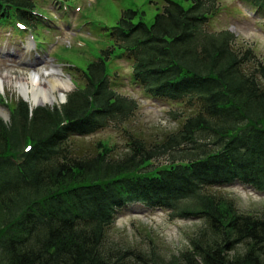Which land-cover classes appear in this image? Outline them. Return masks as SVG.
<instances>
[{
  "label": "trees",
  "instance_id": "obj_1",
  "mask_svg": "<svg viewBox=\"0 0 264 264\" xmlns=\"http://www.w3.org/2000/svg\"><path fill=\"white\" fill-rule=\"evenodd\" d=\"M164 1L151 23L128 9L105 28L111 44L78 68L84 85L64 105L19 100L10 122L0 119V264H118L133 252L114 254L108 231L135 205L204 222L182 264H264V213L210 192L247 186L264 195V59L230 30H210L213 0ZM244 1L264 18V0ZM37 11L36 0H0V23L36 32ZM117 60L131 63L134 84L168 104L180 127L155 143L130 136L122 158L102 142L78 155L73 137L139 110L115 89Z\"/></svg>",
  "mask_w": 264,
  "mask_h": 264
},
{
  "label": "rangeland",
  "instance_id": "obj_2",
  "mask_svg": "<svg viewBox=\"0 0 264 264\" xmlns=\"http://www.w3.org/2000/svg\"><path fill=\"white\" fill-rule=\"evenodd\" d=\"M36 1L40 14L36 32L26 28L17 34L11 25L0 23V79H5V88L0 90V108L7 113V122L11 108L22 98L13 87L14 81L40 73L43 74L42 86L46 87L51 77L45 74L57 66L71 92L75 87L73 82L84 85L78 68L87 70L111 44L106 27L114 26L122 12L128 9L142 12L146 22L151 23L164 4V0ZM175 1L184 6L191 3V0ZM250 7L244 0H213L211 11L215 17L209 27L211 31L231 29L239 46L252 47L257 56L264 59V18L253 15ZM32 33L39 44L34 45ZM109 67L110 74L116 72L120 76L116 91L134 98L139 110L123 125L110 124L93 135L73 137L72 144L78 155H94L96 146L102 142L114 146L113 157L122 158L129 151L130 136L155 143L179 129L180 122H172L167 117L171 109L168 104L149 98L141 87L132 83V67L118 60ZM210 192L229 196L245 213H264V195L250 187L236 186ZM4 215L0 206V227ZM203 226V221H171L165 211L135 205L117 216L108 231V245L119 256L133 252L124 255L118 264H182L181 254L191 249L192 237Z\"/></svg>",
  "mask_w": 264,
  "mask_h": 264
},
{
  "label": "bare ground",
  "instance_id": "obj_3",
  "mask_svg": "<svg viewBox=\"0 0 264 264\" xmlns=\"http://www.w3.org/2000/svg\"><path fill=\"white\" fill-rule=\"evenodd\" d=\"M61 74V69L53 66L45 74L51 77L46 82V87L42 86L43 74L40 73H32L23 79H17L13 82V87L32 107L61 104L67 93L70 92L69 84ZM4 88L5 79H0V90ZM57 93H59V96H57ZM3 113L4 111L0 108V115Z\"/></svg>",
  "mask_w": 264,
  "mask_h": 264
}]
</instances>
